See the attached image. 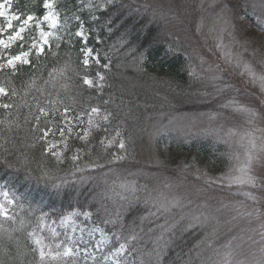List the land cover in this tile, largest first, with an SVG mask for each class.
Masks as SVG:
<instances>
[{
	"label": "trees",
	"instance_id": "obj_1",
	"mask_svg": "<svg viewBox=\"0 0 264 264\" xmlns=\"http://www.w3.org/2000/svg\"><path fill=\"white\" fill-rule=\"evenodd\" d=\"M77 1L62 0L56 4L66 28L61 26L64 34L52 41L48 51L31 59L28 66L21 64L14 69L0 71V86L7 92V95L0 96V185L15 196L12 220L0 223V264H39L27 233L39 216L57 219L72 209L89 211L99 225L116 232L120 242L130 241V252L137 264H152L148 255L152 257L157 254H160L159 258L157 256L158 264H207L213 258L206 257V249L203 253L194 254L197 252L195 242L201 236L196 231L198 227L179 236L175 232L182 229L183 223L176 220L166 224L156 222L155 225H162L165 230L162 239L157 240L155 248L158 252L155 254L152 251V255L148 247L156 239L155 235L150 232L151 235L147 237L146 230L140 229V226L146 229L145 220L139 218L145 210L132 202L125 207L106 205L111 199L110 195H103L107 199L99 196L104 188L97 181L109 169L120 167L127 173L132 169H145L143 165H138L136 147L144 141L145 123L150 116L148 112L154 109L153 113L158 114L168 104L159 97L151 100L153 94L143 92V87L136 90L126 86L117 73L132 77V69L120 68V65L129 61V64L139 68L140 82L160 85L157 93L168 95L167 92L173 90L177 97L170 101L177 104L178 110L181 108L177 103L178 96L194 91L201 80L190 76V71L195 73L201 62L192 58L191 49L182 38L159 39L161 23L153 21L149 13L148 16L139 15V12L132 14V0H112L111 3H108L110 0H97V6L94 3L92 11H87L84 3L78 4ZM262 1L258 0L255 5L251 0L244 1L242 12L251 24V35L247 37L248 49L252 52L257 49L264 56V31L257 27L264 21ZM41 4L42 0H15L12 10L22 18L29 12L41 17ZM148 8L149 12L154 11ZM185 16L186 24L179 22L183 25L181 30L185 38L194 40L198 36L195 18L190 12ZM80 23L89 35L88 45L98 57L100 65H93V69H89L92 70L91 76L96 72L103 75L101 89H89L83 85V77L89 76V69L83 66L77 54L80 41L74 36V30ZM121 24L124 26L121 27ZM126 29L130 30V34L125 35ZM102 65L107 67L102 68ZM196 76L200 77L201 73ZM213 81L214 78L207 75L200 90L208 92L217 101L207 112L243 118L253 127L258 116L252 118L248 115L247 119L244 113L239 112V107L235 108V95H221L225 89H213L210 83ZM105 94L109 95L108 100L102 98ZM4 104L10 107H2ZM45 105L80 114H86L84 110L91 108L106 110L108 124L114 123V120L120 122V130L125 132V143L132 149V155L126 157L125 161L113 164V150L106 148L104 142L99 143L103 139V129L98 125L87 139H74L68 145L69 149H80L78 160L81 161H72L69 153L61 159L56 158L46 151V140L42 139L49 122V118L41 112ZM225 139L208 127L193 134L168 131L154 137L152 148L154 155L164 164L162 172H167L168 168L185 171L187 177H183L184 180L193 182L200 180L202 175L214 178L231 173L235 152ZM83 163L93 167L83 169ZM79 164H82L81 167ZM116 211L119 213L116 220L105 218L111 212L116 214ZM249 211L248 207L243 208L239 216H247ZM235 223L241 224V220ZM133 236H136V240ZM222 248L224 246L219 250ZM225 248H230V245H225Z\"/></svg>",
	"mask_w": 264,
	"mask_h": 264
},
{
	"label": "rangeland",
	"instance_id": "obj_2",
	"mask_svg": "<svg viewBox=\"0 0 264 264\" xmlns=\"http://www.w3.org/2000/svg\"><path fill=\"white\" fill-rule=\"evenodd\" d=\"M132 1L134 3L130 6L133 9L132 14L137 15L139 12V15L148 16L147 13H149L153 21L161 23L159 39L180 40L182 38L191 49L192 53L189 52L192 58L201 62L199 63L200 68L195 73L190 71V76L194 75V79L201 78V80L196 84L194 91L190 90L178 96L177 103L181 108L177 110V104L170 101L173 97H177L173 90L167 92L168 95L157 93L161 89L160 85L140 82L139 68L129 64V61L120 65V68L132 69V77L117 73L118 78H121L126 86L136 90L143 87V92L153 94L151 100L159 97L163 102L168 101V104L164 109L159 108L158 114L153 113L154 109L148 112L150 116L147 117L145 123L144 141L142 144L138 143L136 147L138 165H143L145 169L136 167L140 171L132 169L133 171L127 173L118 167L105 171L101 177H96L98 183L104 188L99 196L110 195L111 199L106 205L125 207L126 204L132 202L145 210L139 218L145 220L146 229L141 226L140 229L146 230L147 237L151 235L150 232H153L156 238L149 244L153 248L148 247L150 253L158 252L155 248L157 240L162 239V233L165 230L162 225H155L156 222L166 224L176 220L183 223L182 229L175 232L179 236L187 230H195L194 227H198L196 231L201 236L195 242L197 252L194 254L203 253L206 249V257L213 258L207 264H264V252L261 251L264 249V91L261 90L260 81L258 79L254 81L249 74L250 69L257 77L264 76V56L257 49H252L254 53L248 49L247 37L251 35V24L247 18L243 17L242 12L243 3L248 0ZM257 1L251 0V3L255 5ZM111 2L112 0L108 3ZM82 3L87 11H92L95 7L94 3L97 6V0H81L79 4ZM45 4L50 7H46ZM45 4L43 16L37 23H31L32 18L27 25L21 23L15 30L16 32L23 28L21 37L16 40H9V36L15 35V32L12 34L8 32L10 28L7 24L10 17L0 16L4 19V23L0 22V27L2 26L0 40L8 45L5 48L4 44H0L1 50L5 51L2 63L0 61L2 65L13 68L22 64L24 63L23 58L13 66L7 65V61L12 56H22L24 52L28 53L27 60L30 58V53L40 55L42 54L40 49L48 48L49 42L56 38L55 30L59 26V18L54 11L53 2L47 0ZM148 7L154 11L149 12ZM4 10L7 11L6 6ZM187 12L195 18V30L198 36L194 37V40L184 37V32L181 30L183 25L179 24V22L186 24L184 17ZM257 27L258 30L264 31V21ZM42 33L46 36H42ZM262 36L260 39L263 38ZM242 39L244 44L241 45ZM24 40L29 41L28 44H25ZM16 42H22L18 46L20 51L12 55L8 53V49ZM85 50L90 52L89 63L95 61L91 59L95 56L91 54L90 49ZM88 73L89 77H86L93 81V86L89 87L84 82L83 85L89 89L100 87L101 80L97 75L99 72H96L94 76H91L92 70ZM200 73V77L196 76ZM207 75L214 78V81L210 82L213 89L217 91L225 89L221 95L226 93L235 95L233 98L236 102L235 108H245L257 113L256 116L259 119L253 127L243 118L220 116L217 113L207 112L217 103L211 94L200 91L202 81ZM108 97L109 95L106 96V94L102 96L105 99ZM215 98L219 99V97ZM95 99L98 100L97 96ZM115 108L117 106L108 111ZM42 109L45 116L49 118L44 131L48 134L45 136L43 133V139L46 140V151L51 155L53 152L59 153L58 157L55 156L56 158L61 159L68 153L69 159L79 157L78 153H81L79 148H68L70 141L74 139L84 141L90 131L98 125L103 129V139L99 143L104 142L106 148L113 150V164L125 161L126 157L132 155V149H129L125 143V132L120 130V122L114 120V123L108 124L105 119L106 110L97 108L98 111L93 113L92 108L86 109L84 110L86 116L79 113L76 117L72 111L53 105H45ZM239 112L244 113L248 119V111L239 110ZM207 127L215 130L223 137V140L226 138L225 140L235 152L230 168L231 173L219 177L214 176V178L202 175L200 180L192 182L184 180L183 177H187L185 171L184 173L171 168H168L167 172L161 171L164 164L154 155L152 148L154 137L168 131L193 134L202 132ZM121 141L124 143L123 149L119 147ZM51 145L55 147H50ZM250 157L251 164H249ZM72 161H81V159ZM80 165L82 164L78 166L81 167ZM83 165V169L93 167L86 163ZM246 166L251 169L248 175L256 179V187L249 183H239L237 180V178L247 179L242 171ZM216 190L217 193H215ZM250 196H255L256 199L253 200ZM12 198L7 190L0 187V205L6 209L7 217L13 214L12 203H8L9 200L12 201ZM123 202L126 203L123 204ZM246 207L250 210L249 214L240 217L239 211ZM88 212H67L57 221L43 216L39 218L35 227L28 233V238L43 264H55V261L59 259L63 260V264H128L129 257L126 247L130 248L131 242L122 243L125 245L123 250H119L118 245L108 252L107 249L116 241L113 238L114 232H108L103 227L95 225ZM84 213L88 215L85 216ZM118 215V211L116 214L111 212L105 218L116 220ZM8 219L10 218L0 216V222ZM235 219L241 220V224L235 223ZM113 227L115 226L110 228ZM133 238L136 240V236ZM225 245H230V248H225ZM223 246L224 248L219 250ZM66 249L71 250L68 256L64 255ZM155 256L148 255L152 264H158L160 254Z\"/></svg>",
	"mask_w": 264,
	"mask_h": 264
},
{
	"label": "snow or ice",
	"instance_id": "obj_3",
	"mask_svg": "<svg viewBox=\"0 0 264 264\" xmlns=\"http://www.w3.org/2000/svg\"><path fill=\"white\" fill-rule=\"evenodd\" d=\"M11 2H12V0H4V3H0V16H5V15H6V12H5V10H4V9H5V5H6V4H9V5H10ZM45 6H46V7H50V5H48V4H45ZM19 19H20L19 16L13 14V15L10 17V19H8L7 27H8V28H12V21H14V20H19ZM31 19H32V17L29 16L27 19L23 20V24L27 25L28 22H29V20H31ZM123 26H124V25L121 24V27H123ZM22 32H23V28H21L20 30L16 31V32H15V35L9 36V40L11 41V40H16L17 38H20ZM128 34H130V30H129V29H126V30H125V35H128ZM41 35H42V36H46V34H44V33H42ZM77 35H78V36H79V35H82V33H77ZM44 42H45V43L47 42L46 39H45ZM0 44H4V42H3L2 40H0ZM4 47L7 48L8 45H7V44H4ZM33 47H36V45H33ZM40 51L43 52V49L41 48ZM83 54H84V57H85V59L83 60V64H84V66L87 68V67L90 66V64H89V60H90V52H89L88 50H85ZM27 56H28V53H27V52H24V53L22 54V56H21V55H15V56H12V58L9 59V60L7 61V65H9V66H13V65H15V63H16L17 61H21L22 58H23V62H24V63H29V61L27 60ZM91 59H95V58H91ZM97 62H98V61H97ZM104 67H107V65H105ZM246 67H247V66H246ZM249 74L253 77V80H254V81L257 80V79L260 81V84H261V90L264 91V76H259V77H257L256 74L253 73V72H251L250 69H249ZM97 75L99 76V79H100L101 81L104 79L103 75H100L99 73H97ZM83 82H84L85 85H88L89 87H92V86H93V81L90 80V79H88L87 77L84 78V81H83ZM0 95H7V92H6L5 88L0 87ZM2 107H4V108H8V107H10V105L4 104V105H2ZM239 110H240V111H248V112H249V115H250L252 118H255L256 115H257V113H256L255 111L247 110V109H245V108H240ZM97 111H98L97 108H92V112H93V113H95V112H97ZM41 112H43V109H41ZM37 119H38V118H37ZM105 119H107V117H105ZM47 134H48L47 132L44 133L45 136H47ZM42 139H43V137H42ZM50 147H55V145H51ZM119 147H120L121 149L124 148V143H123V141L120 142ZM52 155L58 157V156H59V153L53 152ZM73 159H78V157H73ZM249 164H251V157L249 158ZM250 170H251V169L248 168L247 166H246L244 169H242V171L244 172V175H245V177H246L247 179H246V180H241V179L237 178V180H238L239 183H249V184H251L253 187H256V186H257V183H256V179H255V177L248 175V172H249ZM5 197H7V193H5ZM250 198L253 199V200L256 199L255 196H250ZM8 203H12V201L9 200ZM84 215L87 216L88 213H84ZM0 216H4L5 218H10V217H7V211H6V209L4 208L3 205H0ZM124 247H125L124 244H120V246H119V250H123ZM261 251L264 252V249H262ZM70 254H71V250H70V249H66L65 252H64V255H65V256H68V255H70ZM41 257H43V253H41Z\"/></svg>",
	"mask_w": 264,
	"mask_h": 264
}]
</instances>
